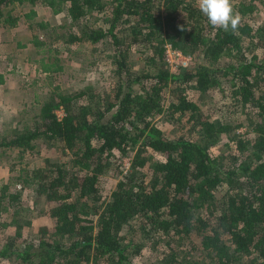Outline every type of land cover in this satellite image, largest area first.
<instances>
[{"label": "trees", "instance_id": "obj_1", "mask_svg": "<svg viewBox=\"0 0 264 264\" xmlns=\"http://www.w3.org/2000/svg\"><path fill=\"white\" fill-rule=\"evenodd\" d=\"M231 3L241 16L235 33L212 27L196 0H0V23L10 27L18 23L17 5L32 6L28 19L37 5L66 12L70 22L52 28V43L63 47L38 35L31 40L43 54L36 60L42 72L62 71L58 53L73 44L102 43L120 80L108 92L55 86L31 126L2 138L0 148L22 153L38 140L60 143L70 159L22 169L32 206L8 182L0 186V214H12L3 227L22 217L27 225L45 214L54 220L37 240L20 231L7 237L0 259L134 264L149 240L153 250L161 248L159 264H264V19L251 21L264 0ZM130 37L144 44L149 69L133 72ZM166 43L192 56V64L171 71ZM212 90L224 99L206 109L192 94ZM158 115L177 134L165 132ZM130 152L133 170L104 199L101 175L122 174ZM147 163L151 177L142 170ZM133 232L144 236L129 237Z\"/></svg>", "mask_w": 264, "mask_h": 264}, {"label": "rangeland", "instance_id": "obj_2", "mask_svg": "<svg viewBox=\"0 0 264 264\" xmlns=\"http://www.w3.org/2000/svg\"><path fill=\"white\" fill-rule=\"evenodd\" d=\"M30 5H17L13 13L19 16L17 26L10 27L0 23V75L3 76V83H0V141L13 131L31 126L35 121V116L39 112L43 101L48 96L49 91L55 86L69 93L81 90L86 86H93L98 92H108L110 89L117 88L120 84L118 75L115 73V65L108 57L110 46L99 43L92 45L89 42L73 44L68 50H61L58 53L63 70L60 72L46 74L39 69L37 59L43 54H36V48L31 40L35 35L41 39L52 43L55 37L52 28L70 22L66 12L54 14L48 7L37 5V15L28 19L25 13L31 9ZM95 14V13H94ZM104 15H101L98 23H102ZM264 19V7L258 9L252 16L251 21L259 23ZM40 21L48 25H37ZM133 38H129L132 42ZM17 43L25 44L26 47H19ZM53 44V43H52ZM166 43L165 46H168ZM53 47H60L61 41H55ZM176 49V48H175ZM179 50V49H177ZM181 51V50H179ZM182 52V51H181ZM183 53V52H182ZM189 57L193 62V58ZM145 46L138 40L133 41L130 51V62L133 72H140L149 69L148 61L145 59ZM166 57V53H164ZM190 61V64L192 62ZM171 71H177L168 62ZM187 66V67H189ZM184 68V67H183ZM181 68V69H183ZM196 100L206 109L218 103L224 96L216 91L194 92ZM59 116L63 115V110L58 111ZM161 128L169 135L177 134V129L167 123L163 115L154 118ZM240 132L248 131V126H242ZM249 135H252L249 132ZM226 150L225 148H222ZM221 149V151H222ZM215 153H219L218 147L214 148ZM133 152L123 158L124 163L121 167L122 174L117 175L114 170L101 175L100 192L104 199H109L111 191L116 187L118 181L125 175H129L132 169ZM154 157L158 155L154 154ZM70 155L63 154V147L60 143L51 144L42 140L36 141L33 151L21 152L18 149L0 148V186L9 183L11 191L21 193V201L24 206L33 205V190L23 187L20 175L22 169H32L44 167L47 161L68 162ZM152 163H147L142 170L151 177ZM21 177V178H20ZM26 213V212H25ZM18 225L3 227L4 221H12V214H0V245L7 237L15 235L17 231L22 233V238L28 237L37 240L41 233L40 229L44 226L51 228L54 220L50 215H40L31 218V225L25 222L27 218H19ZM139 219H134L133 224H138ZM126 229V228H125ZM128 230V228H127ZM143 237L144 234L129 233L128 236ZM152 241H146V248L141 255L132 257L134 264H159L162 253L150 247ZM198 258H203V254L198 251ZM0 264H16L13 260L0 259Z\"/></svg>", "mask_w": 264, "mask_h": 264}, {"label": "clouds", "instance_id": "obj_3", "mask_svg": "<svg viewBox=\"0 0 264 264\" xmlns=\"http://www.w3.org/2000/svg\"><path fill=\"white\" fill-rule=\"evenodd\" d=\"M196 5L212 27L225 32L238 31L241 16L234 10L231 0H196Z\"/></svg>", "mask_w": 264, "mask_h": 264}, {"label": "built area", "instance_id": "obj_4", "mask_svg": "<svg viewBox=\"0 0 264 264\" xmlns=\"http://www.w3.org/2000/svg\"><path fill=\"white\" fill-rule=\"evenodd\" d=\"M165 53V60L167 61V63L169 62L170 65L175 68V70H179L183 67L185 68L189 66L191 59L184 56L181 51L173 48L170 44L166 46Z\"/></svg>", "mask_w": 264, "mask_h": 264}]
</instances>
